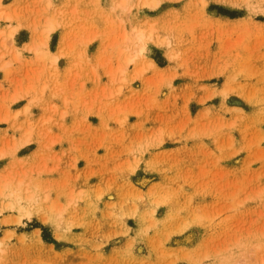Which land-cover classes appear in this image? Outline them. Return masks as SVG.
Masks as SVG:
<instances>
[{"label": "rangeland", "instance_id": "1", "mask_svg": "<svg viewBox=\"0 0 264 264\" xmlns=\"http://www.w3.org/2000/svg\"><path fill=\"white\" fill-rule=\"evenodd\" d=\"M0 14V68L25 61L0 86V264H83L100 243L74 238L67 261L54 231L104 218L139 225L133 264H264V0Z\"/></svg>", "mask_w": 264, "mask_h": 264}, {"label": "crops", "instance_id": "2", "mask_svg": "<svg viewBox=\"0 0 264 264\" xmlns=\"http://www.w3.org/2000/svg\"><path fill=\"white\" fill-rule=\"evenodd\" d=\"M19 31V30H18ZM16 31V32H18ZM19 34V33H18ZM17 33L13 36L14 46L16 50L13 52V56L25 55L22 51L23 43L17 42L15 40ZM25 61L20 60L18 62H13L9 67L4 69L0 68V86L5 89V92H12V88L19 79H23L22 76V66ZM21 77V78H20ZM13 108H16L17 113L23 112L22 107L27 103L22 98L13 102ZM21 109V110H20ZM26 109V108H25ZM27 155V154H26ZM130 219H126L125 224L113 225L107 219H101L99 223H93L91 225H86L84 229L75 230L73 228L71 232L66 233V237L59 238L57 233L54 231V237L59 241L63 242L60 247L54 248V254L57 257H64L65 260H74L75 245L73 243L74 238H84L95 243H100V247L94 249L89 247L88 251L84 254L82 258L83 264H133V258H148L147 249H145L144 254H138L137 244L140 241H145V237L140 234L139 225L135 223L131 224ZM36 229L28 230L29 234L35 232ZM142 239V240H141ZM133 242L131 249H128V244Z\"/></svg>", "mask_w": 264, "mask_h": 264}, {"label": "bare ground", "instance_id": "3", "mask_svg": "<svg viewBox=\"0 0 264 264\" xmlns=\"http://www.w3.org/2000/svg\"><path fill=\"white\" fill-rule=\"evenodd\" d=\"M152 2H155V0H151ZM0 16H1V14H0Z\"/></svg>", "mask_w": 264, "mask_h": 264}]
</instances>
